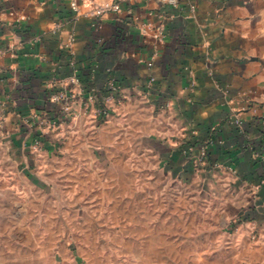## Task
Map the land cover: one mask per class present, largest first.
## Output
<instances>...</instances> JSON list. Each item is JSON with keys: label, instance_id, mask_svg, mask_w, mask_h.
Returning a JSON list of instances; mask_svg holds the SVG:
<instances>
[{"label": "crops", "instance_id": "crops-1", "mask_svg": "<svg viewBox=\"0 0 264 264\" xmlns=\"http://www.w3.org/2000/svg\"><path fill=\"white\" fill-rule=\"evenodd\" d=\"M87 1L116 9L96 17ZM70 4L0 0V197L31 181L35 151L56 153L66 128L110 107L171 173L229 189L249 264H264V0H77L79 17ZM61 91L66 121L50 100Z\"/></svg>", "mask_w": 264, "mask_h": 264}, {"label": "rangeland", "instance_id": "rangeland-1", "mask_svg": "<svg viewBox=\"0 0 264 264\" xmlns=\"http://www.w3.org/2000/svg\"><path fill=\"white\" fill-rule=\"evenodd\" d=\"M90 110L99 123H68L56 153L35 151L19 195L0 197V264L250 263L228 188L207 186L201 171L171 173L139 126Z\"/></svg>", "mask_w": 264, "mask_h": 264}, {"label": "built area", "instance_id": "built-area-1", "mask_svg": "<svg viewBox=\"0 0 264 264\" xmlns=\"http://www.w3.org/2000/svg\"><path fill=\"white\" fill-rule=\"evenodd\" d=\"M162 3L169 5V6H176L178 3V0H160ZM86 6L89 8V14H92L93 16L99 17L107 12H110L114 9H116L115 4H104V5H95L91 3L90 1L86 2ZM71 12L75 17L81 16V10L79 5L77 4V0H71ZM78 82V81H76ZM108 88L111 92H115L117 90V86L113 81H110L108 84ZM67 98V95L64 92H56L53 93L50 97V100L52 103L59 105V113L62 115L63 119L68 117L69 113V106L67 102H64ZM58 121H53L51 124L53 126H56ZM38 140L34 141V146L38 147Z\"/></svg>", "mask_w": 264, "mask_h": 264}]
</instances>
